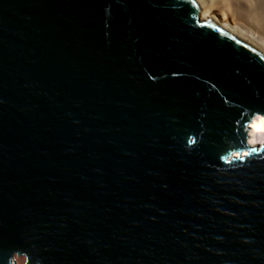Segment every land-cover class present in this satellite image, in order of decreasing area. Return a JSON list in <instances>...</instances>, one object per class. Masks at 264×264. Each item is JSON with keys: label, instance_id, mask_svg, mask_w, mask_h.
<instances>
[{"label": "water", "instance_id": "1", "mask_svg": "<svg viewBox=\"0 0 264 264\" xmlns=\"http://www.w3.org/2000/svg\"><path fill=\"white\" fill-rule=\"evenodd\" d=\"M194 0H0V264H264V53Z\"/></svg>", "mask_w": 264, "mask_h": 264}, {"label": "bare ground", "instance_id": "2", "mask_svg": "<svg viewBox=\"0 0 264 264\" xmlns=\"http://www.w3.org/2000/svg\"><path fill=\"white\" fill-rule=\"evenodd\" d=\"M200 20H212L264 53V0H194ZM251 145L264 142V116L248 129Z\"/></svg>", "mask_w": 264, "mask_h": 264}, {"label": "rangeland", "instance_id": "3", "mask_svg": "<svg viewBox=\"0 0 264 264\" xmlns=\"http://www.w3.org/2000/svg\"><path fill=\"white\" fill-rule=\"evenodd\" d=\"M14 260H15V264H22L23 262H25L26 257L25 255H18V254H14Z\"/></svg>", "mask_w": 264, "mask_h": 264}]
</instances>
